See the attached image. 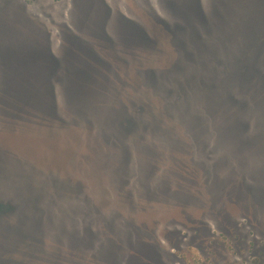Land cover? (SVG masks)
<instances>
[{
    "label": "rangeland",
    "instance_id": "rangeland-1",
    "mask_svg": "<svg viewBox=\"0 0 264 264\" xmlns=\"http://www.w3.org/2000/svg\"><path fill=\"white\" fill-rule=\"evenodd\" d=\"M229 3L0 0V146L36 161L0 151V228L44 217L3 264H264V144L239 159L221 105L171 81L196 63L173 36Z\"/></svg>",
    "mask_w": 264,
    "mask_h": 264
},
{
    "label": "trees",
    "instance_id": "trees-1",
    "mask_svg": "<svg viewBox=\"0 0 264 264\" xmlns=\"http://www.w3.org/2000/svg\"><path fill=\"white\" fill-rule=\"evenodd\" d=\"M213 2L214 6H221L219 2ZM205 8L204 6V10ZM219 9L222 11L218 17L220 19L217 18L219 14L210 8L207 22H203V27H198L205 30L204 32L198 31L196 34L192 32L189 36L188 34L181 36V39L176 35L173 36L176 50L172 53L173 59L170 62L174 63L177 60L180 62L181 58L190 56L194 57L196 63L193 68H183L182 65L175 63L176 71L171 81L181 84L186 78L189 83L191 82L190 93L186 91L181 97H187L189 100L193 94L195 100L206 97L221 105L215 108L225 112L223 128L215 126L213 129L227 135L231 142L232 153L242 161H246V150H250L251 155L255 143L264 144V1L240 0L239 3H234L230 0L226 10ZM206 13L208 14L207 11ZM201 57L205 59L200 60ZM198 61L202 62L199 66ZM195 80L198 86L195 85ZM168 83L171 82L168 81ZM227 106L230 109L226 108ZM222 131L225 132L222 133ZM31 144L25 148L29 149ZM3 150L9 151V159L16 164H19L21 160L29 163L36 162L35 157L28 153L23 155L27 159L19 153L15 156L12 153L17 151L15 145L2 148L0 146V151L4 152ZM47 153L46 150L42 152L44 158H47ZM52 156L48 153L45 167L47 169L43 171L51 176L49 177L51 180H55V174H59L58 171L63 169L54 166L52 160L48 161ZM253 158H255L254 154ZM251 162L256 163L255 160ZM17 207L9 201L0 199V219L4 212H14ZM22 216L26 218L25 223L2 225L4 229L0 228V264H3L6 253L8 251L10 253V249L15 248L12 245L21 241L22 237L30 235L29 238L31 236L35 238L36 235L42 234H33L32 229L42 224L44 217L36 216V219L29 220L25 209ZM28 220L30 222H27ZM42 229L46 234V227ZM1 234H3L2 237ZM6 236H8L7 239H5ZM33 244L34 242L28 246L29 253H32L31 245Z\"/></svg>",
    "mask_w": 264,
    "mask_h": 264
}]
</instances>
